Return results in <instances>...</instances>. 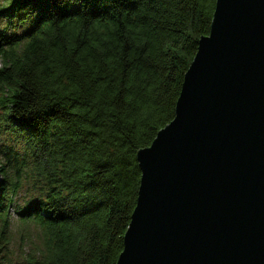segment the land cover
<instances>
[{"label": "trees", "instance_id": "obj_1", "mask_svg": "<svg viewBox=\"0 0 264 264\" xmlns=\"http://www.w3.org/2000/svg\"><path fill=\"white\" fill-rule=\"evenodd\" d=\"M216 0H4L0 264H117L137 161L175 118ZM28 191L29 200L15 197Z\"/></svg>", "mask_w": 264, "mask_h": 264}, {"label": "water", "instance_id": "obj_2", "mask_svg": "<svg viewBox=\"0 0 264 264\" xmlns=\"http://www.w3.org/2000/svg\"><path fill=\"white\" fill-rule=\"evenodd\" d=\"M137 161L117 264H264V0H216L175 118Z\"/></svg>", "mask_w": 264, "mask_h": 264}, {"label": "rangeland", "instance_id": "obj_3", "mask_svg": "<svg viewBox=\"0 0 264 264\" xmlns=\"http://www.w3.org/2000/svg\"><path fill=\"white\" fill-rule=\"evenodd\" d=\"M4 0H0V8L3 6ZM12 24L8 23L6 18L2 17V14H0V34L1 33H7L8 36H10L14 31H12ZM1 65V62H0ZM15 144L14 139L11 137V135L4 130L2 127V124L0 122V167L3 165L6 153L9 152V149ZM29 192L23 191L22 193L18 194L15 197V202L17 205H23L25 204L30 197H28Z\"/></svg>", "mask_w": 264, "mask_h": 264}]
</instances>
